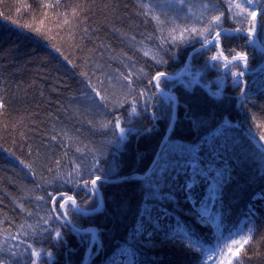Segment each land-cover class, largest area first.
Returning <instances> with one entry per match:
<instances>
[{"label": "trees", "instance_id": "1", "mask_svg": "<svg viewBox=\"0 0 264 264\" xmlns=\"http://www.w3.org/2000/svg\"><path fill=\"white\" fill-rule=\"evenodd\" d=\"M234 2L0 0V264H83L89 246L73 225L97 232L99 243L85 264H228L229 258L232 264H264V200H253L264 193V44L260 36L258 45L248 35L225 34L221 48L194 52L215 31L246 32L248 18L234 10ZM254 3L260 10L264 0ZM221 13L220 25L204 31ZM193 28L197 32L189 42L160 47L162 37L179 41L180 30ZM236 53L247 55V66L233 59ZM214 55L217 61L210 59ZM187 61L180 80L166 77L159 88L177 99L164 145L204 144L203 162L229 170L223 206L210 210L212 216L219 212V234L215 224L190 210L179 188L185 176L163 189H172L175 201L144 195L164 163L161 155L149 176L140 178L173 118L169 97L149 81L159 71L178 76ZM217 86L222 94L213 96ZM205 141L215 147V161ZM165 151L162 147L160 153ZM97 175L101 180L94 187L91 179ZM205 187L199 185L197 199ZM67 196L83 212L99 211L83 215L69 201L63 211L70 212L73 223L61 227L64 221L54 216ZM250 204L254 215L249 219ZM145 207L153 218L166 208L168 219L161 217V225L182 226L196 245L166 241L156 233L152 246H144V237L134 231ZM143 227L152 228L146 218ZM56 229L66 243L56 242ZM237 232L242 235L233 238L248 241L237 256L231 257L227 246L234 251L239 245L228 239L227 246L221 244L223 252L206 258L218 235ZM33 252L52 256L42 261Z\"/></svg>", "mask_w": 264, "mask_h": 264}, {"label": "snow or ice", "instance_id": "2", "mask_svg": "<svg viewBox=\"0 0 264 264\" xmlns=\"http://www.w3.org/2000/svg\"><path fill=\"white\" fill-rule=\"evenodd\" d=\"M178 3H182L183 0H177ZM244 3L248 6H252L251 11H247V17L250 19H246V23L250 25L245 31L249 38H255L256 36H260L261 43L264 44V6H260L261 10L259 11V19H258V12L256 7L254 6V0H244ZM235 7L240 9L242 7L241 4H236ZM223 17V13L218 16H214L212 21L209 22V28L205 29L204 31L211 33V25L216 24L217 26L220 25L221 19ZM15 23V22H13ZM257 25H259V32L257 31ZM176 30L173 29V32ZM223 32L227 33L228 29H222ZM222 31H215L214 35L204 36L203 40H201V48L194 49V51L199 52L203 49H207L209 47L221 48V39H222ZM235 32H240L242 29H235ZM196 29H183L180 30L179 41H177L176 36L170 37H162V43L160 47H163L164 43L171 42L173 44L176 43H187L189 42V37L196 33ZM197 35L203 36V33H197ZM250 43L254 42V39L249 40ZM222 54V53H221ZM212 61H217L218 56L214 55L210 58ZM227 59V57H225ZM234 60L243 61L245 66H247V55L242 53H236L233 56ZM217 66V65H214ZM227 67V65H225ZM243 72L239 75L243 76ZM232 75H236L233 73ZM166 78L165 72L159 71L156 73L154 77L149 81L152 83L155 81L154 87L159 89L161 84L164 82ZM218 94H222L219 92V86H217V91H213L212 95L216 96ZM96 95H99L97 92ZM140 95H143L141 93ZM175 105V100L172 97H169L168 107L171 109ZM3 103H0V108H3ZM133 112L136 111L135 108L132 109ZM119 121L116 123V127L119 128ZM130 131V130H129ZM125 137V130L121 129L120 131V139L123 140ZM204 143L207 144V149L209 151V155L212 157V160L215 161L217 155H215V147L211 142L205 141ZM166 150L163 153H160L161 159L164 161L163 165L159 168L158 172L154 173L155 179L151 181L146 188H144V195L148 197L149 200L156 199V200H164V201H175V194L172 189H169L168 192H163L164 188L169 187V181H176L178 177L183 175L187 179L184 184L179 186L180 190L185 193V200L192 204V208L190 209L196 215L200 217V219L204 223H213L216 226L217 233H220L222 225L219 223V212H217L216 216H212L210 214V210L213 206L217 208H222L223 206V188L231 179L229 174V170L227 168L216 167L214 163H205L202 160V157L199 153L204 149V144L198 145H185L179 142L170 141L169 144L163 146ZM101 180V176L97 175L95 178L91 179V185H97V182ZM205 184V195L200 199L196 198V190L198 189L199 185ZM88 181H84V186L87 187ZM93 188V192H94ZM262 199L264 200V193H257L253 196V200ZM62 202L59 203V208L62 210L59 213H56L54 218L57 221L63 220L64 223L61 224V227H67L68 224L73 223V221L68 220V216L70 215L69 211H63L66 209V205L68 202L71 201L72 205H75V200L72 196L61 197ZM148 203V200L145 201ZM74 211L83 212L82 209H73ZM98 210V207H93L90 209L89 212L84 214H91ZM167 209L165 208L163 212L160 213V216L153 218L151 213V208L145 207L143 209V215L140 217L141 225L140 227L136 228L134 231V235L136 236H143L144 237V246H152L153 241L152 237L156 233H163V239L166 241H172L173 243H180L184 240L190 241V243L195 246L196 241L191 240L188 231H186L182 226L177 225L175 228L167 229L163 227L160 223L161 217L168 219L166 216ZM254 215V208L253 205L248 206V213L247 216L249 219L251 216ZM147 219L148 223L152 225L151 230H145L143 227V221ZM47 223V221H45ZM73 230L76 231L77 235L80 237L81 243L87 244L90 248L94 245H98L99 240L96 233L87 228H78L73 225ZM252 230L250 229L249 232ZM45 232L48 234L49 238H52V230L46 228ZM234 235H242L241 232H237L235 234L229 233L228 237H222L218 235V243L216 246L208 250L209 255L206 257L207 259H211L212 254H219L223 252V248L221 244L227 246V240L231 239L232 245H239L233 251L231 246H227L228 253H231V257L237 256L240 252L243 244L248 243L245 239L243 243L240 240H237ZM55 240L57 243H66L63 240V234L59 229L55 230ZM31 248V246H29ZM33 256H40L41 260L43 261L44 257L50 260L52 254L51 253H32ZM29 264H37L35 260H30ZM228 264H232L231 258L228 259Z\"/></svg>", "mask_w": 264, "mask_h": 264}, {"label": "water", "instance_id": "3", "mask_svg": "<svg viewBox=\"0 0 264 264\" xmlns=\"http://www.w3.org/2000/svg\"><path fill=\"white\" fill-rule=\"evenodd\" d=\"M262 6H264V4H263ZM260 10H261V8H260ZM260 10L257 11V12H258V19H259V11H260ZM257 30H258V25H257ZM221 31H222V30H221ZM225 34H229V35H231V34H245V35H247V32H231V31L228 29L227 33H225V32L222 31V35H225ZM254 40H255L256 43L259 45V43H258V41H257V37H255ZM200 48H201V47H199V48H197V49H200ZM194 52H196V51H194ZM187 65H188V61H187V63L185 64V66L181 69V71H180V73H179L178 76H176V77H169L168 75H166V77H168L169 79H171V80H173V81H178V80H180V79L183 77V75H184V72H185V70H186ZM154 85H155V81H154ZM157 90H158V92L162 93V94L165 95V96H168V97H172V98H174V100H175V105L173 106V118H172L171 125H170V127H169V129H168L166 135L164 136V138H163V140H162V142H161V144H160V147H159V149H158V152L156 153V156H155V159H154L153 163H152L151 166L149 167L148 171H147L143 176H140L141 179H145L147 176H149V174H150L152 168L154 167V165H155V163H156V161H157V159H158V156H159V154H160V152H161V149H162L164 143L166 142V139L168 138V136H169V134H170V132H171V130H172L173 123H174V121H175V119H176L177 99H176V98L174 97V95L171 94V93H166V92H164V91H161L160 89H157ZM120 180H121V179H120ZM120 180H106V182H107V183H116V182H118V181H120ZM94 187H95V186H94ZM98 196H99V199H100V204H102L100 194H98ZM70 202H71V201H70ZM75 207H76V209H78L76 203H75ZM78 210H79V209H78ZM97 211H98V210H97ZM97 211H96V212H97ZM78 212L81 213V214H83V215H91V214H92V213H91V214H84V213H86V212H80V211H78ZM96 212H94V213H96ZM95 233H96V232H95ZM92 247H93V246H92ZM92 247H91V248L89 247V248L87 249L86 254H85V257H84V260H83V264L86 263L87 258H88V255H89V252H90V250L92 249Z\"/></svg>", "mask_w": 264, "mask_h": 264}, {"label": "rangeland", "instance_id": "4", "mask_svg": "<svg viewBox=\"0 0 264 264\" xmlns=\"http://www.w3.org/2000/svg\"><path fill=\"white\" fill-rule=\"evenodd\" d=\"M236 4H241L242 7L240 9H237L235 7ZM254 6L256 7V10L258 11L257 9V5L254 3ZM233 8L234 10L239 13L241 16L243 17H246L248 19H250L249 17H247V11H251L252 10V6H248L244 3V0H235L234 4H233Z\"/></svg>", "mask_w": 264, "mask_h": 264}, {"label": "bare ground", "instance_id": "5", "mask_svg": "<svg viewBox=\"0 0 264 264\" xmlns=\"http://www.w3.org/2000/svg\"><path fill=\"white\" fill-rule=\"evenodd\" d=\"M184 73H185V72H184ZM174 97H175V96H174ZM150 166H151V165H150ZM123 180H125V178H123ZM100 205H101V204H100ZM74 206H75V205H74ZM98 211H99V209H98ZM98 211H97V212H98ZM94 232H96V231H94ZM96 235H97V232H96Z\"/></svg>", "mask_w": 264, "mask_h": 264}]
</instances>
